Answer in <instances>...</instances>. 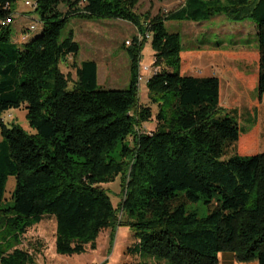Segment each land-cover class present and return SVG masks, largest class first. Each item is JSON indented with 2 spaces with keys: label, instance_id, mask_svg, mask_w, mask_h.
Returning a JSON list of instances; mask_svg holds the SVG:
<instances>
[{
  "label": "trees",
  "instance_id": "16d2710c",
  "mask_svg": "<svg viewBox=\"0 0 264 264\" xmlns=\"http://www.w3.org/2000/svg\"><path fill=\"white\" fill-rule=\"evenodd\" d=\"M17 0H0V20L14 17ZM39 15L16 37L12 24L0 30V264H31L36 256L15 247L47 216L56 219V251L84 254L97 248L106 228L130 226L128 249L139 264H217L221 252L240 263L264 264V153L253 148L250 130L222 114L221 80L182 72V37L167 21L253 20L257 37L256 90L264 95V0H185L168 15L147 18L139 0H32ZM66 11L61 10V5ZM123 19L150 35L159 68L149 76L150 98L159 105L157 128L139 110L142 43L128 48V88L98 84V64L77 67L70 86L60 64L79 50L70 16ZM23 33L29 36L21 40ZM24 107L30 126L8 125L4 114ZM240 153L223 159L230 149ZM124 176L120 210L102 187ZM15 177L12 200L7 183ZM203 199L208 215L187 212ZM119 211L126 217L119 219Z\"/></svg>",
  "mask_w": 264,
  "mask_h": 264
},
{
  "label": "rangeland",
  "instance_id": "374dc122",
  "mask_svg": "<svg viewBox=\"0 0 264 264\" xmlns=\"http://www.w3.org/2000/svg\"><path fill=\"white\" fill-rule=\"evenodd\" d=\"M30 0H17L13 5L14 17L11 21L16 37L27 25L39 24V15L28 4ZM185 0H139L136 12L146 26L147 18L168 15L180 9ZM66 11V6L61 5ZM170 32H178L182 37V72L195 76H217L221 80L222 114L238 120L245 130H250L253 148L249 153H264V95L262 99L256 90L258 73V45L253 20L228 22L218 16L205 22L167 21ZM73 32L79 44L76 54L70 55L60 64L61 71L68 77L70 86L77 80V67L84 61L95 60L98 64V84L107 89L128 88L131 80L132 59L128 48L134 40L142 43L140 72L138 75L140 111L147 107L151 119L143 123L139 132L152 133L157 128L159 105L149 95L147 79L159 68L155 64V51L150 35L146 36L133 23L123 19L70 16L62 38ZM140 75L143 79H140ZM8 125H19L28 133L35 130L30 126L27 110L13 108L4 114ZM223 159L240 153L235 146ZM241 154V153H240ZM16 179L10 177L7 183L5 202L12 200ZM115 206L120 210L124 200V176L104 184ZM187 212H196L200 217L208 215L203 199L186 205ZM119 219L126 217L119 211ZM56 219L47 216L42 222L30 227L15 247L30 251L36 256L31 264H137L128 249L133 244L130 226L117 225L101 231L97 248H88L84 254L63 255L56 251Z\"/></svg>",
  "mask_w": 264,
  "mask_h": 264
},
{
  "label": "crops",
  "instance_id": "0c3cea01",
  "mask_svg": "<svg viewBox=\"0 0 264 264\" xmlns=\"http://www.w3.org/2000/svg\"><path fill=\"white\" fill-rule=\"evenodd\" d=\"M135 241H133L134 243ZM136 263L139 264L140 261L136 260ZM217 264H258V262L255 261H251V262H247V263H240L236 260L235 258V254L232 252H221L219 254V262Z\"/></svg>",
  "mask_w": 264,
  "mask_h": 264
},
{
  "label": "built area",
  "instance_id": "2783aa9c",
  "mask_svg": "<svg viewBox=\"0 0 264 264\" xmlns=\"http://www.w3.org/2000/svg\"><path fill=\"white\" fill-rule=\"evenodd\" d=\"M28 4L31 5L33 8H35V7L37 6V3L33 2L32 0H30V1L28 2ZM11 21H12L11 18L1 19V20H0V30H1L5 25L10 24ZM35 27H36L35 24H31V25H30V30H34ZM19 36H21V40H25V39L28 38V36H29V32H28V33H23V32H21V34H20ZM148 36H149V35H148ZM145 70H147L148 72H150L149 75H152V71H151V69H149L148 67H145ZM140 79H143V76H142V75H140ZM148 79H149V78H148ZM148 79H147V82H148Z\"/></svg>",
  "mask_w": 264,
  "mask_h": 264
}]
</instances>
